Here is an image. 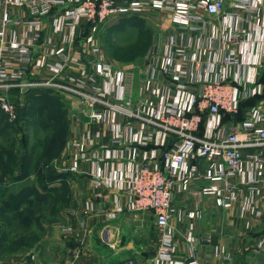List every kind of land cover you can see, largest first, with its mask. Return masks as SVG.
<instances>
[{"label": "built area", "instance_id": "obj_1", "mask_svg": "<svg viewBox=\"0 0 264 264\" xmlns=\"http://www.w3.org/2000/svg\"><path fill=\"white\" fill-rule=\"evenodd\" d=\"M3 4L0 107L7 120L18 118L12 90L19 92L21 101L29 91L41 89L72 99L69 118L75 136L67 148L75 152L68 166L59 159L52 164L59 172L77 173L83 163H92L93 192L103 188L127 192L128 206L117 204L106 211L100 204V214L109 219L126 210L153 214L159 248L146 263L201 264L193 223L186 254L178 249L170 220L179 193L198 196V206L187 214L190 218H202L205 209L199 199L212 197L223 208L239 203L242 218L249 214L264 221V16L258 17V7L237 3L248 15L244 19L235 12L232 17L250 25L244 31L233 25L222 31L210 19L227 13L225 0H4ZM13 6L27 8L30 18L13 19L9 11ZM150 9L162 12L167 26L156 34L144 59L114 66L103 56V31L123 16ZM52 13V31L61 44L51 37L42 40L43 20ZM13 23H25L30 33L17 37L10 29ZM255 26L261 31V60L246 76L238 71L236 45L245 46ZM166 28L199 30L201 35L192 45L165 35ZM257 96V103L239 118L241 102ZM73 229L69 225L64 231ZM108 229L103 230L104 240L116 248ZM258 246L264 249V236ZM36 259L32 253L29 259L0 260V264H31Z\"/></svg>", "mask_w": 264, "mask_h": 264}, {"label": "crops", "instance_id": "obj_2", "mask_svg": "<svg viewBox=\"0 0 264 264\" xmlns=\"http://www.w3.org/2000/svg\"><path fill=\"white\" fill-rule=\"evenodd\" d=\"M3 2L4 0H0V20L5 12ZM240 2L258 7L260 9L258 17L264 16V0H225L227 13L212 16L210 22H214L222 31L230 30L232 25L233 28L244 31L250 24L245 20L240 21L232 17L235 12H239L244 19L248 15L244 9L236 7V4ZM9 11L13 19L30 18L29 10L25 7L13 6L9 8ZM53 11H57V8ZM54 16L55 13H52L44 18L42 40L51 37L56 44H61L59 36L52 31ZM136 16L150 30L149 44L146 49H141L138 56L141 61L156 34L158 35L169 22L162 12L150 9L143 14L123 16L119 21L108 26L103 33H109L123 20H132ZM9 25L12 34H17V37L26 32L30 33L25 23ZM256 25L260 24L256 22ZM250 30L251 40L245 46L236 45L238 59L239 62L241 61L238 71L246 76L254 73L252 66H257L261 60L259 54L261 31L256 26ZM133 31L134 28H132ZM164 34L174 35L178 42L193 45L197 42L201 31L186 33L176 30L172 32L166 28ZM103 56L105 58L104 53ZM118 59L109 61L114 66L137 61V59L134 60L135 58L121 57ZM33 71L37 73L38 69L33 68ZM12 99L20 105L19 92L12 90ZM74 136L71 130V135L67 139ZM3 138V134L0 133V142H3ZM67 142L59 154L61 159L57 157L63 166L69 165L71 154L75 152V148H67ZM93 167L92 163H83L80 172L71 173V177L67 179L70 186L68 193L63 184L65 180L55 181L51 185V188H56L55 196L44 201L42 207H46V210L43 213H36L30 220H20V213L16 216L15 211L8 208V201L18 199V196L23 200L33 201L38 192L42 195L47 194L42 188L36 191V175L30 174L28 178L18 181L3 176V186L0 187V202L3 204V211L0 213V230L6 235V242L0 245V259H4L5 262L15 259L24 260L29 259L30 254L35 253L37 259L30 260L31 264H126L128 260H134L136 264H150L149 261L156 256L159 248V232L156 230L153 214L126 210L114 219L107 218L105 213L100 214V204L106 211H110L117 204L128 206L130 196L127 192L117 188H103L93 192L89 175ZM62 193L66 198L70 197V204L61 202L62 199L59 197ZM199 202H201L199 206L200 204L204 206V215L202 218L194 219L188 217L187 214L198 206L197 194L179 193L174 199L170 222L177 232L178 249L181 254H186L188 250L186 238L191 223H193V234L199 239L198 260L201 264H264V249L258 246L264 236L263 220L250 217L249 214H245L242 218L239 203H235L230 208H223L217 206L212 197H200ZM24 207L22 205L20 210ZM9 214L12 215L9 216ZM247 221L250 223L246 226ZM69 225L74 227L73 233L64 231V228ZM105 228H109L108 234L111 241L116 243V248H112L104 240L103 230ZM123 236H126L124 245L121 244ZM18 239H20L19 246L14 248L13 243ZM147 260L149 261L146 263Z\"/></svg>", "mask_w": 264, "mask_h": 264}, {"label": "trees", "instance_id": "obj_3", "mask_svg": "<svg viewBox=\"0 0 264 264\" xmlns=\"http://www.w3.org/2000/svg\"><path fill=\"white\" fill-rule=\"evenodd\" d=\"M141 22V24H140ZM138 26V32L139 39H141L143 42H141L140 49H146V47L149 44L150 40V30L143 24V22L139 19V17H134L132 20H123L117 26L116 28H112V30L108 33V39L107 42H110L113 40V31L115 29L124 30L127 27L130 28H136ZM122 28V29H121ZM116 45V44H114ZM113 45V46H114ZM134 50V48H131ZM137 50V49H136ZM121 57V56H120ZM134 57H128V59H131ZM264 75V73H263ZM38 90H32L29 91L25 96V105H19L18 107V118L14 122H9L7 120L6 114L3 112V110L0 107V133L3 134L4 140L1 143L5 144L6 148H16L17 142L20 143V146L22 145L25 149V153L23 155V158H19L20 160H16L13 156V153H7L6 156H3L4 154H0V187L3 186V176H8V179H11L13 181L23 180L25 178H28V175H30L29 167L30 165H33L35 159V172L37 174V190L42 188L47 194L42 195L38 191L36 199L31 200H23L20 196H18V199L8 201V208L11 211H15L16 216L19 215L20 220H30L33 215L38 213L37 210L42 207L44 201L49 199L50 197L55 196V190L56 188H51V185L55 183V181H58L59 179H63V184H65L66 187V193L70 192V186L67 182V179L71 177V172L68 173H58L51 164L52 158L57 154L56 152L51 153V159L49 160L50 153L47 151L48 146H44L43 148H46L45 151L41 152H35L36 148H40L39 145L34 143V145L29 144V139L27 140V133L25 126L27 123H29L33 117L34 121H41V117H44V113L47 115L50 112V116H48V119L46 122L48 124L55 123L57 120L60 121V124H62L63 128L61 131V137L59 140L61 141V145L59 148H62L66 142L67 134H68V122L65 117V111H64V104H62L58 99H49V96H46L48 94H43ZM260 96L253 97L249 100L242 101L240 104V112L239 118H243L245 116V111L248 107L254 105L257 103ZM52 105V106H49ZM55 109V110H54ZM54 110V111H53ZM59 110V113L56 111ZM52 111V112H51ZM31 118V119H30ZM43 121V120H42ZM58 127V126H57ZM19 131H22V137L19 139V137H16V133L18 134ZM13 135V138L11 137ZM15 135V136H14ZM17 140V141H16ZM16 141V142H15ZM22 143V144H21ZM27 144V145H26ZM18 145V148H21ZM35 148V149H34ZM35 154V155H34ZM65 177V178H64ZM60 181V180H59ZM39 188V189H38ZM53 193V194H51ZM62 199V203L66 202V204H70V197L66 198V196L62 193V196L59 197ZM38 199V200H37ZM36 206L39 205L36 210L32 209L30 210V206ZM22 205L24 207L23 210H20L22 208ZM32 206V207H33ZM21 217V218H20ZM1 228V223H0ZM20 239L16 240L13 243V247L19 246ZM6 242V235L0 230V245H3V243ZM12 248V247H11ZM13 248V249H14Z\"/></svg>", "mask_w": 264, "mask_h": 264}, {"label": "rangeland", "instance_id": "obj_4", "mask_svg": "<svg viewBox=\"0 0 264 264\" xmlns=\"http://www.w3.org/2000/svg\"><path fill=\"white\" fill-rule=\"evenodd\" d=\"M158 16H160V15H158ZM135 29L133 32H132V28L129 29L128 27L124 30H120V29L114 30V32L112 33L113 34V40H111L110 42H107L108 33H103L100 36V40L103 44L104 55H105V58L107 60H111V61L119 60L118 58H121V57L122 58L134 57L135 58L134 60H136V59L140 60L141 59L138 56H139V53L141 51V49H140L141 44L140 43L143 41L141 39H139L140 35L137 34L138 26ZM105 31H106V29H105ZM114 44H116V45H114ZM131 48H134V50H132ZM115 57H118V58H115ZM38 91H40L43 94H48L46 96H49V99H58V100H61L60 102L62 104H64L65 117H66V120L69 124L68 125L69 130H68V134H67V138H68L71 135V130H72L71 129L72 123L70 122V118H69V112L71 111V109H73V104L71 103L72 99L68 98L65 95L59 94L57 92H54V91L48 90V89H41ZM25 102L21 101L20 104L25 105L26 104ZM49 106H52V105H49ZM56 112L59 113V110H57ZM48 116H50V112L47 115L44 113V117L43 118L41 117V121H39V122L34 121L33 117H32V119L30 118L31 121L29 123H27V125L25 126L26 131H24V132L27 133V135H28L27 140L29 139L30 145L33 146L34 143L39 145L40 148H36V149L34 148L35 152H39V151L43 152L46 149L43 147L48 146L47 151H49V153H50V156H49V160H50L51 155H52L51 153L57 151V154L54 156V158H52V161H51V164H52L53 161H55L56 159H59L57 157H60V159H61V156L59 154H60L62 148H59L61 145V141L59 140V138L62 135L60 130L63 128V126H62V124H60V121H58V120L55 123H53V125L48 124L46 122V120L48 119ZM15 135H16V137L18 136L19 139H21L22 131H19L18 134L16 133ZM11 137L13 138V135H11ZM67 140L68 139H66V142H67ZM16 144H17L16 148H6L5 144L0 142V154H4L3 156H6L7 153L12 152L15 159L20 160L21 158H23V155L25 153L26 148H23L22 145L20 146V143H18V142ZM18 145L21 148H18ZM35 161H36V159H35ZM35 161H34L33 165H30V167H29V172L32 175L37 174L35 172ZM32 206L33 205L30 206V210H32V209L36 210L38 207H40L39 205H36L33 207ZM45 210H46V207H40V209L37 211L43 213ZM2 211H3V204H2V202H0V213ZM11 215L12 214H9V216H11ZM0 260L5 261L4 259H0Z\"/></svg>", "mask_w": 264, "mask_h": 264}, {"label": "water", "instance_id": "obj_5", "mask_svg": "<svg viewBox=\"0 0 264 264\" xmlns=\"http://www.w3.org/2000/svg\"><path fill=\"white\" fill-rule=\"evenodd\" d=\"M263 72H264V69H263ZM125 241H126V236H123V237H122V242H121V244L124 245V244H125Z\"/></svg>", "mask_w": 264, "mask_h": 264}]
</instances>
